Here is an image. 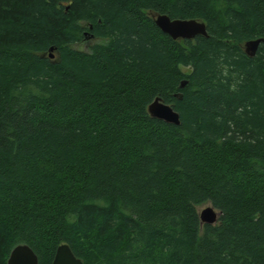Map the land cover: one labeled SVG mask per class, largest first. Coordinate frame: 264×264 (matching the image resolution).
Segmentation results:
<instances>
[{"label": "trees", "instance_id": "16d2710c", "mask_svg": "<svg viewBox=\"0 0 264 264\" xmlns=\"http://www.w3.org/2000/svg\"><path fill=\"white\" fill-rule=\"evenodd\" d=\"M258 37L264 0H0V264L60 243L83 264H264ZM156 96L178 124L149 115Z\"/></svg>", "mask_w": 264, "mask_h": 264}, {"label": "water", "instance_id": "95a60500", "mask_svg": "<svg viewBox=\"0 0 264 264\" xmlns=\"http://www.w3.org/2000/svg\"><path fill=\"white\" fill-rule=\"evenodd\" d=\"M155 25L174 40H191L197 35L207 36L206 24L203 20L195 18H170L165 13L150 12ZM260 43L264 44V37L247 40L243 43V50L248 56H253ZM49 57L53 56V47H49ZM186 80H182L183 87ZM180 97V95H178ZM147 111L151 117L167 123L178 124L179 114L174 108L162 101L159 96L153 98L148 104ZM219 212L212 205H207L199 212L200 223L213 224L218 219ZM6 264H38L36 253L27 244L15 245L7 258ZM51 264H83L67 243H60L53 254Z\"/></svg>", "mask_w": 264, "mask_h": 264}, {"label": "rangeland", "instance_id": "374dc122", "mask_svg": "<svg viewBox=\"0 0 264 264\" xmlns=\"http://www.w3.org/2000/svg\"><path fill=\"white\" fill-rule=\"evenodd\" d=\"M92 41H89V42H85L83 45L81 44V46H83L84 48L88 45V44H90ZM85 45V46H84ZM182 70L183 71H187L188 70V68H186V67H182ZM207 205H210V203L209 202H205V203H202V204H200V205H198L197 206V210H198V212H200V210L201 209H203L204 207H206ZM216 211H217V209H215Z\"/></svg>", "mask_w": 264, "mask_h": 264}]
</instances>
